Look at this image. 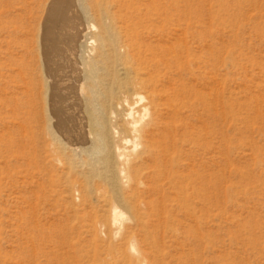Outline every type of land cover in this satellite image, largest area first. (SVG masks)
<instances>
[{"label":"rangeland","instance_id":"374dc122","mask_svg":"<svg viewBox=\"0 0 264 264\" xmlns=\"http://www.w3.org/2000/svg\"><path fill=\"white\" fill-rule=\"evenodd\" d=\"M79 4L161 90L164 177L145 167L120 230L97 164L61 147L70 91L47 106L39 48L67 84ZM0 264H264V0H0Z\"/></svg>","mask_w":264,"mask_h":264},{"label":"bare ground","instance_id":"6f19581e","mask_svg":"<svg viewBox=\"0 0 264 264\" xmlns=\"http://www.w3.org/2000/svg\"><path fill=\"white\" fill-rule=\"evenodd\" d=\"M55 5L53 2L52 11H55ZM79 10L84 26L82 30L76 29L69 38L76 42L79 37L82 40L77 42L78 62L70 69L67 84L51 79L47 50L43 43L39 48L45 72L47 106L49 112L60 109L58 101L67 98L66 91H70V101L68 99L65 103L72 109L70 114L76 118L79 131L70 140L60 137L61 147L68 148L86 166L95 167L93 165L97 164L95 168L100 179L111 192L108 220L120 230L123 221L139 215L142 203H135L133 199L137 197L145 167L152 166L157 176L164 174L158 158V148L163 140L158 112L161 90L153 78L141 70L134 44L128 39L114 38L106 11L98 9L95 23H90L88 10L83 6ZM54 122L56 125L51 124V128L57 133L59 123ZM123 187L126 193H122Z\"/></svg>","mask_w":264,"mask_h":264}]
</instances>
